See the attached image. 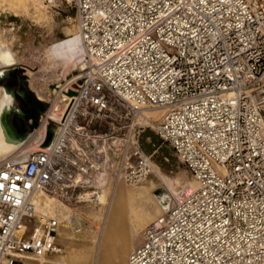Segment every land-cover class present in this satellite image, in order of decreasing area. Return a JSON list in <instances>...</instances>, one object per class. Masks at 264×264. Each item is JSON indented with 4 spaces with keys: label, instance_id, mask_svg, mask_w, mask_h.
<instances>
[{
    "label": "built area",
    "instance_id": "obj_1",
    "mask_svg": "<svg viewBox=\"0 0 264 264\" xmlns=\"http://www.w3.org/2000/svg\"><path fill=\"white\" fill-rule=\"evenodd\" d=\"M68 1L85 51L34 128L50 146L0 162V264L62 254L57 206L151 175L146 128L196 184L127 264H264V0Z\"/></svg>",
    "mask_w": 264,
    "mask_h": 264
},
{
    "label": "rangeland",
    "instance_id": "obj_2",
    "mask_svg": "<svg viewBox=\"0 0 264 264\" xmlns=\"http://www.w3.org/2000/svg\"><path fill=\"white\" fill-rule=\"evenodd\" d=\"M75 30L74 7L68 0H34L28 3L27 12L18 14L3 5L0 6V40L7 43L15 52L19 62L17 67L24 68L22 75L27 79V89L34 99L41 103L36 107L32 103L30 105L26 97V102L22 101L19 104L31 125L30 134L21 146L26 144L30 136L32 139L41 112L57 93L56 86L58 84L64 86L75 79L78 74L77 67L74 69V65L62 75L58 71L59 65L53 63L46 55V50L51 44L67 37ZM159 114L158 111L153 116ZM144 131L159 137L151 128H146ZM161 146L170 148L166 142L161 143ZM142 147L151 155L155 164L151 175L138 184L127 185L120 181L115 187L113 186L116 191L112 207L107 213V199L103 203L98 200L82 203L79 207L85 219L92 223L88 227L91 230L88 229L89 236L94 230L97 231L95 225L98 226L100 219L103 222L101 246L106 243L105 238L113 226L120 225V223L123 236H126L125 238L131 240L132 243L140 245L143 229L148 223L165 213V206L167 204L170 206L175 199L174 193L181 194L188 184L191 186L196 184L189 170L179 159L175 160L172 156L170 157V152L167 157L160 154L161 147L153 144L151 137L142 139ZM111 191L112 183L104 188L108 199ZM160 194L167 195V204L160 200L158 196ZM138 229L139 231L134 236L133 232Z\"/></svg>",
    "mask_w": 264,
    "mask_h": 264
},
{
    "label": "crops",
    "instance_id": "obj_3",
    "mask_svg": "<svg viewBox=\"0 0 264 264\" xmlns=\"http://www.w3.org/2000/svg\"><path fill=\"white\" fill-rule=\"evenodd\" d=\"M81 204L82 202L63 205L68 210L67 218L60 211L62 221L56 240L62 246L63 253H51L40 261L31 260L29 264H127L129 253L139 244L132 243L123 236L120 223L113 226L105 238L106 243L101 246L103 222L100 219L98 226L95 225L97 231L94 230L89 236L88 227L92 223L82 215L83 212L79 209ZM137 231L139 229L133 232L134 236Z\"/></svg>",
    "mask_w": 264,
    "mask_h": 264
},
{
    "label": "bare ground",
    "instance_id": "obj_4",
    "mask_svg": "<svg viewBox=\"0 0 264 264\" xmlns=\"http://www.w3.org/2000/svg\"><path fill=\"white\" fill-rule=\"evenodd\" d=\"M29 2H34V0H0V6L3 5L6 8H9L10 10H12L13 12L18 14L19 12H27ZM34 5L35 4H33V6ZM41 7H43L42 4H41ZM74 37H78L77 36V30L73 31L67 37L51 44L47 49H49L53 45H56L58 42L71 41ZM80 57L78 59L74 58V60L71 64L56 63L57 66L59 65L58 71H60V73L62 75H64L65 72L68 71V69L70 67H73L75 65L74 66V69H75L76 64H77L78 60L80 59ZM13 60H16V61L18 60L15 52H13L11 50V48L8 46L7 43H4L2 40H0V65L8 64ZM13 70H14L13 66H2V67H0V91H1L0 107L4 108L3 114L0 115V162L3 160L9 159V158H17L19 153H21L23 151H30V150L37 148V145H36L37 143L41 148H43L42 145L44 144V142L47 138V133L49 130V128H48L47 130L44 131L43 137L41 136L42 131L40 129L34 130L32 139L30 138L31 137L30 136L29 139H31V140L29 141V139H28L26 144L21 146V143H23V141L26 140L27 136L30 134V131L28 132L26 137L18 138L17 136H15L13 134L10 126L5 122V120H4L5 113L9 110V108L11 109V107L14 105V99H13L14 96L12 93V85H13L14 80H13L12 75H11V72ZM19 80H20V82H22L24 84L27 83V79L24 77H20ZM57 87H60V85L56 86V88ZM57 91H58V95L54 99L53 105L56 108L58 106H61V109H62L63 105L65 106V104H66L67 95L64 93V92H66V90L61 89L60 91L59 90H57ZM39 98L41 99V97H39ZM157 112L158 111H147L145 113H146V115H153ZM154 117H156V116H154ZM188 186H191V185L188 184ZM114 187L112 186V191H111V195H110L109 199L105 195L104 188L102 189V192L98 194V197H97L98 202H100V203H103L104 200L107 199V201H108L107 206L108 207H107L106 213L108 212L109 208L112 207L111 205H112V202L114 199V192L116 191ZM180 196H181V194H177V193L175 194L174 193V198H179ZM168 206H169V204H167L165 206V210L168 208ZM56 209H58L59 211L62 212L63 217H65V218L68 217V215H67L68 212H66V210H67L66 207L57 206ZM102 230L103 229H101V231ZM102 234H103V232H102Z\"/></svg>",
    "mask_w": 264,
    "mask_h": 264
},
{
    "label": "flooded vegetation",
    "instance_id": "obj_5",
    "mask_svg": "<svg viewBox=\"0 0 264 264\" xmlns=\"http://www.w3.org/2000/svg\"><path fill=\"white\" fill-rule=\"evenodd\" d=\"M11 75L14 80L12 85L14 105L5 113L4 120L10 126L15 136L18 138H24L31 130V125L28 121L29 119L26 117V113L19 104L22 101L26 102V97L29 99L28 101H30V105L33 104L35 107L38 101L34 99L32 93L27 89L26 84L20 82V76L17 75L14 70L11 72ZM158 196L164 204H167L166 194H160Z\"/></svg>",
    "mask_w": 264,
    "mask_h": 264
},
{
    "label": "clouds",
    "instance_id": "obj_6",
    "mask_svg": "<svg viewBox=\"0 0 264 264\" xmlns=\"http://www.w3.org/2000/svg\"><path fill=\"white\" fill-rule=\"evenodd\" d=\"M83 41L79 37H74L71 41L58 42L46 50V55L54 63L71 64L84 54ZM4 108L0 107V115L3 114Z\"/></svg>",
    "mask_w": 264,
    "mask_h": 264
},
{
    "label": "water",
    "instance_id": "obj_7",
    "mask_svg": "<svg viewBox=\"0 0 264 264\" xmlns=\"http://www.w3.org/2000/svg\"><path fill=\"white\" fill-rule=\"evenodd\" d=\"M19 64L18 60H13L11 61L10 63L8 64H2L0 65V67L2 66H13L14 68V71L17 75H20V77H23L22 75V70L24 69L23 67H17V65ZM69 95L73 94V91H69L68 92ZM54 134H55V129L54 127H50L49 130H48V133H47V138L44 142V144L42 145L43 148H48L53 140V137H54Z\"/></svg>",
    "mask_w": 264,
    "mask_h": 264
},
{
    "label": "trees",
    "instance_id": "obj_8",
    "mask_svg": "<svg viewBox=\"0 0 264 264\" xmlns=\"http://www.w3.org/2000/svg\"><path fill=\"white\" fill-rule=\"evenodd\" d=\"M37 104H38V105H41V103H39V102H37ZM144 137H151L153 144H155L156 146H160V147H161V149H160V154H161L162 156L167 157L168 154H169V152H170L169 156H170V157L172 156V158H174L175 160H176V159L178 160V157L175 155V153H174V151H173V149H172L171 147H170V148H167V147L164 148V147L161 146V143H164V141H163L161 138L157 137L156 135H152V134L149 133L148 131H147V132H146V131H143V133H142V135H141V144H142V139H143ZM169 149H170V151H169ZM147 153H148V152H147Z\"/></svg>",
    "mask_w": 264,
    "mask_h": 264
}]
</instances>
